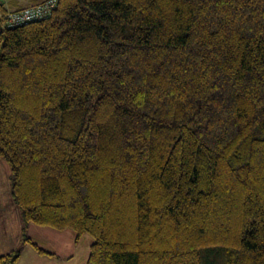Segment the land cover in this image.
<instances>
[{
	"label": "trees",
	"instance_id": "16d2710c",
	"mask_svg": "<svg viewBox=\"0 0 264 264\" xmlns=\"http://www.w3.org/2000/svg\"><path fill=\"white\" fill-rule=\"evenodd\" d=\"M0 159L85 264H264V0H58L7 30Z\"/></svg>",
	"mask_w": 264,
	"mask_h": 264
},
{
	"label": "crops",
	"instance_id": "0c3cea01",
	"mask_svg": "<svg viewBox=\"0 0 264 264\" xmlns=\"http://www.w3.org/2000/svg\"><path fill=\"white\" fill-rule=\"evenodd\" d=\"M42 1L32 0L23 5L8 7L0 0L4 7L10 10L23 9ZM1 174L8 176L10 200L6 204L2 202L3 206L0 204V256L16 249H21L22 255L17 264H71L76 258V251L79 245V242H75V236L65 234L66 232L64 231H55L32 224L25 226L21 211L12 199L10 168L0 159ZM26 236L53 255H40L29 243L24 241ZM39 242L41 243L39 244ZM45 245L49 246V248L45 247Z\"/></svg>",
	"mask_w": 264,
	"mask_h": 264
},
{
	"label": "built area",
	"instance_id": "2783aa9c",
	"mask_svg": "<svg viewBox=\"0 0 264 264\" xmlns=\"http://www.w3.org/2000/svg\"><path fill=\"white\" fill-rule=\"evenodd\" d=\"M58 0H44L19 10L6 9L0 2V36L7 30L46 19L55 10Z\"/></svg>",
	"mask_w": 264,
	"mask_h": 264
},
{
	"label": "rangeland",
	"instance_id": "374dc122",
	"mask_svg": "<svg viewBox=\"0 0 264 264\" xmlns=\"http://www.w3.org/2000/svg\"><path fill=\"white\" fill-rule=\"evenodd\" d=\"M3 3H5L8 7H14L19 6V5H23L25 3H28L32 0H2ZM7 9V8H6ZM4 174L0 175V204H6L8 200H10V196H9V180H8V176H6ZM2 204V206H3ZM1 206V207H2ZM38 228V227H37ZM40 230V229H38ZM66 232L65 234H71L74 235L71 231H64ZM93 242V239L89 236V235H84L80 241H79V245L77 247V251H76V258L75 260L71 263V264H84L86 263L89 254H90V246L91 243ZM41 242H39L40 244ZM41 247V246H40ZM45 247H48L47 245H45Z\"/></svg>",
	"mask_w": 264,
	"mask_h": 264
}]
</instances>
